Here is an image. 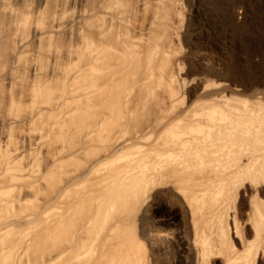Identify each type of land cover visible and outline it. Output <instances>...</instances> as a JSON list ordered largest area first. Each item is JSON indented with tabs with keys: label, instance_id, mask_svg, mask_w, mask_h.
Instances as JSON below:
<instances>
[{
	"label": "bare ground",
	"instance_id": "6f19581e",
	"mask_svg": "<svg viewBox=\"0 0 264 264\" xmlns=\"http://www.w3.org/2000/svg\"><path fill=\"white\" fill-rule=\"evenodd\" d=\"M178 1L83 0L74 25L53 13L45 29L0 0V264L264 262L259 6L240 25L234 0H187L185 19ZM73 26L43 73L52 34ZM178 206L191 238L161 229Z\"/></svg>",
	"mask_w": 264,
	"mask_h": 264
},
{
	"label": "rangeland",
	"instance_id": "374dc122",
	"mask_svg": "<svg viewBox=\"0 0 264 264\" xmlns=\"http://www.w3.org/2000/svg\"><path fill=\"white\" fill-rule=\"evenodd\" d=\"M97 1L98 0H88V2L90 4H92V3L95 4ZM209 1H212V0H209ZM213 1H215V0H213ZM216 1H222V2H224L225 3L224 7H227V4H230L231 2H233L231 0H229V1L228 0H216ZM237 1L239 2L240 0H237ZM237 1L234 0L236 6H234V8L232 10H230L231 11L230 16L233 17V20H234L235 23L240 24V25H242L244 23V21H245L244 18L245 17L243 16L244 15L243 10H244V7H246L247 5L248 6L251 5V2H252V5L254 4V6H256L258 4V6H259L258 7L259 9H257L258 10L257 11V13H258L257 16L259 17V18H257V20H258L257 23L258 22H259V24H263L264 23V11L261 12V9H260L261 6L264 5V0H241L239 3ZM248 1H249V3H248ZM178 2H177V8H175V9H176L177 12L181 10L180 13L183 14V18L185 19V17H188L190 15L189 4H191V2H193V1H189L188 2L187 0H179ZM10 3H11L12 6H14L15 8H17L19 11H23V8H24V5L25 4H29V6H30V9H29L30 16L29 17L32 19L33 17H35V15L38 12L41 13V15H43L42 16L43 18L41 20H43V22H44L43 23V27L45 29H47L48 26L51 25V20H52L51 15L53 13H57V14L58 13H61L62 14L61 17H57L59 19V22L61 24H66V23H69V22H72V23L75 22L74 20L77 18L78 11L80 9V6L83 3V0H10ZM178 4L179 5L181 4V5L179 6ZM190 10H191V8H190ZM230 11L228 12V10L226 8V13L228 12L227 13L228 15H229ZM232 11H235V12H232ZM31 13H33V14H31ZM183 22H185V20ZM180 24H182V23H179V25ZM72 25H74V23ZM181 27L182 26L180 25V29H183V27L182 28ZM71 28H72L70 30L71 33H69V34H68V32L65 33V32H62V31L61 32L58 31L57 33H53L52 34V38H51V42H50V51H51V54H52V57L53 58L52 57H49L48 59H43L42 60L43 66H44L43 67V73L47 74V72L49 71V66L51 65V63H53L54 60H57L58 62H63L65 60L64 53L66 51V47H68V45L74 44L76 42V35L74 34V30H75L76 26H73ZM181 34H182V32H181ZM26 44L28 46L32 47V48L37 44L36 41L33 40V33L32 32L31 33L29 32V34L27 36V39H26ZM186 64H187V62H186ZM186 68H187V66L185 65L184 66V70ZM20 73H21V76L24 79L29 74L27 70H21ZM4 88H6V84L5 83H0V89L3 90ZM19 90H20L19 89V86L17 85V86H15L11 90V93L14 94V95H18ZM1 126H2V124H0V138H1V132H7L8 131V128L6 126L5 127H1ZM11 129H13L12 131H14V132H12L13 135H15L16 132L18 131L16 129V127H15V130H14V128H11ZM40 161H41V165H42L43 159H40ZM71 164L74 165L75 162L74 163H72V162L69 163L68 166L70 168H72L71 167L72 166ZM82 166H84V168L86 167L85 164H83ZM82 166H80V167L82 168ZM69 167H68V169H69ZM73 167L75 169L78 168V166H76V167L73 166ZM80 167L78 168L79 170L77 169V171H81L82 170ZM74 168L72 170H74ZM66 169H67V165H66ZM69 170H71V169H69ZM260 189H261V191L259 193V199H260L259 201L261 203H263L262 204V206H263L264 205V191H263L264 190V184H262V186L260 187ZM246 193L247 192L241 193V197H237L240 200L237 199L238 201L237 200L235 201V205L237 206V207L235 206V208L236 209H239V213H241L240 215H238V219H241V220H245L246 219V214L248 215V213H249V207L246 204H245L246 206H243L244 208L242 207V200H241V198L242 199L244 198L245 199V202L247 203L246 198H247V194L248 193L247 194ZM43 197H44V195H38L35 198V200H36L35 202L37 203V205L39 203L41 205V203H42L41 200H43ZM178 209H179V211H178ZM183 210H185V209H183ZM183 210H182V208H180L178 206L177 209H176V216H175L176 219L173 222L174 225L173 224H171V225L169 224V226L168 225H166L167 227L166 226H163L161 229H164V230L168 231L170 233V235L172 234L171 236H173V234L176 235V233H177V234H181V236L185 235V236H183L184 238L185 237L186 238H189V237L191 238V236L189 234L190 232H188L190 230L189 229L190 228V226H189L190 224H188V222H189V218H188L189 215H188V213L186 211L183 212ZM179 212H181V213H179ZM185 212L187 213L188 216H186V213ZM179 214H181V215H179ZM177 216H179V217H177ZM182 217H186L187 220H185L186 218L182 219ZM183 220L186 223H183ZM183 224H185L188 227H186ZM39 225L40 226L37 225L38 226V231L41 229V226H43V227L45 225L47 226V224L44 225L43 223L42 224H39ZM37 226H36V229H37ZM43 227H42L41 231H43ZM184 228H187V229H185V230L182 231V229H184ZM184 231L185 232H188V233L186 234ZM42 236H43V234H42ZM250 237H251V234H247L246 238H249L250 239ZM260 264H264V262H261Z\"/></svg>",
	"mask_w": 264,
	"mask_h": 264
}]
</instances>
